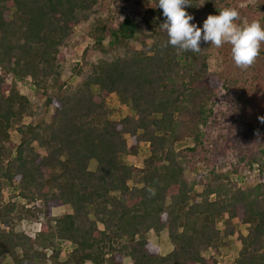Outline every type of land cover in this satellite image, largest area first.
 I'll list each match as a JSON object with an SVG mask.
<instances>
[{"label":"trees","instance_id":"obj_1","mask_svg":"<svg viewBox=\"0 0 264 264\" xmlns=\"http://www.w3.org/2000/svg\"><path fill=\"white\" fill-rule=\"evenodd\" d=\"M112 1L0 0V264H221L233 236V264H264V45L246 71L228 44L178 53L165 47L157 0H137L140 23L119 20ZM241 1L192 0L185 11L201 28L202 14L224 7L237 9V23L264 25V0ZM77 26L86 46L71 63ZM141 30L149 33L137 37ZM134 39L141 49L129 47ZM62 69L75 84L62 81ZM19 85L42 102L34 107ZM111 96L131 113L114 118ZM220 117L225 146L213 135ZM141 144L147 154L127 164ZM241 169L256 171L258 183L242 187ZM23 219L39 231L16 232ZM149 232H166L172 249L161 254ZM64 242L72 248L61 260Z\"/></svg>","mask_w":264,"mask_h":264},{"label":"rangeland","instance_id":"obj_2","mask_svg":"<svg viewBox=\"0 0 264 264\" xmlns=\"http://www.w3.org/2000/svg\"><path fill=\"white\" fill-rule=\"evenodd\" d=\"M255 1L256 0H248L247 2L241 1V2L237 3V6L238 7H245L247 5V3H254ZM105 3H107V2H105ZM109 4H110L109 5L110 8L114 9L117 12L116 14H117L119 20H122L123 18L128 17V18L140 23L143 15H144L145 6L138 5L137 0H130L129 2H124L123 0H114L112 2H109ZM207 17L208 16L206 14H202L200 16V20L202 22H204V20ZM145 33H149V32L141 30L137 34V37L142 35V34H145ZM70 42H71L72 47L70 49V52L67 53V57L70 58L71 63L82 62L83 54H84L83 51H84L86 44H85V41L83 40V35H82L81 30H80V27L77 26L73 29V34H72ZM105 43H107V40L105 41ZM147 45L148 46L150 45V41H147ZM129 47L131 49L139 50V49H141L142 46L138 42L137 39H134V40L130 41ZM208 65H209L210 71L213 72L214 71V65H215V61L213 58H211L208 61ZM60 76H61L62 81L65 83H74L75 84V82L77 81V79L72 76V73L69 70L62 69ZM19 88L22 90V92L24 94H26L29 97V99L31 100L32 105L34 107L42 102V96L40 93L34 92V91L30 90L29 88L24 87L22 85H19ZM230 97H231V95H224L223 98L221 97L217 103L218 107L220 109H224V107L227 104V99H230ZM108 104H109V107L114 110V113H113L114 118L123 117L127 113H131L129 105H121L115 96H111ZM48 112L49 113L47 114L46 119H48L49 114L51 113V110ZM219 120L222 123H219L216 125V127H214L213 135H214V137L216 136L218 141H219V142H217L218 146L220 144L222 146H225L228 143L227 141H223V139H222L223 134L225 133V130H227L225 128L226 124H223L225 119L220 117ZM25 121H29L28 118ZM17 125H18V123H14L11 130L9 131L10 142L15 141V128ZM216 137L214 139H216ZM34 148H35L36 153H38L41 156L44 155L45 151L43 149H40L37 146H35ZM147 151L148 150L146 148V145L141 144L139 149H138L137 154L136 155H128L125 158V162L129 165H138L139 160L142 159L147 154ZM220 153H222V150L218 151L217 154H220ZM198 165H199L198 169L203 170V172H202L203 173V179L202 180L204 182H206L207 178H208V174H207V170L205 168V165H203V164H198ZM95 166H96V164L94 161L90 162L89 170L94 171ZM227 167H229V166L227 165ZM227 167H226V169H227ZM194 175H195V173L190 171V169H186L184 171V176L187 179H191ZM238 178H239V183L242 187H252L258 183V173L256 171H253V170L241 169L240 175ZM196 190L198 191L199 188L197 187ZM66 212H70V208L68 206L58 207V208H55L53 210L54 215H60V214L66 213ZM217 227L222 228V221H220V223H218ZM13 228L16 232H27V233L32 232V233H34L37 231L38 228H40V225L38 222H29V221L23 219L21 221L15 220ZM241 229H242V231H245L246 227L242 226ZM147 236H148L149 240H151L155 245H157L160 248L161 254H166L169 251V249L172 248V245L166 239V232L161 233L160 236H158V237L156 235H154L153 232H149ZM229 241H230L229 245L225 248H222V250H221V253H223L224 259H225V261L223 260L221 262V264H233L232 261H233L234 257L236 256V253L240 247V243L238 242L236 236L231 237ZM71 248H72V246L67 242H64L62 244V253L60 255L61 260L66 258L67 253ZM203 255L205 257H208V256L212 255V252L207 251V252H204ZM217 258L219 259V257H217ZM123 264H131L130 259L125 258L123 261Z\"/></svg>","mask_w":264,"mask_h":264},{"label":"clouds","instance_id":"obj_3","mask_svg":"<svg viewBox=\"0 0 264 264\" xmlns=\"http://www.w3.org/2000/svg\"><path fill=\"white\" fill-rule=\"evenodd\" d=\"M191 5L192 0H157L156 7L165 18L160 25L168 38L165 47L171 46L178 53H200L202 42L215 48L228 44L231 60L237 68L246 71L256 62L264 45V25L257 20L237 23L240 19L237 9L224 7L218 15H208L201 28L190 23L194 17L185 8ZM258 119L264 123V116ZM148 191L154 194L153 189Z\"/></svg>","mask_w":264,"mask_h":264},{"label":"crops","instance_id":"obj_4","mask_svg":"<svg viewBox=\"0 0 264 264\" xmlns=\"http://www.w3.org/2000/svg\"><path fill=\"white\" fill-rule=\"evenodd\" d=\"M171 249H172V248H171ZM171 249H169V251H170ZM169 251H168V252H169ZM168 252H167V253H168Z\"/></svg>","mask_w":264,"mask_h":264},{"label":"built area","instance_id":"obj_5","mask_svg":"<svg viewBox=\"0 0 264 264\" xmlns=\"http://www.w3.org/2000/svg\"><path fill=\"white\" fill-rule=\"evenodd\" d=\"M37 231H39V228L37 229Z\"/></svg>","mask_w":264,"mask_h":264}]
</instances>
